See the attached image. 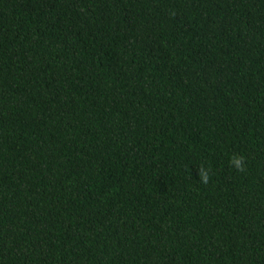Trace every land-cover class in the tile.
<instances>
[{
	"label": "trees",
	"instance_id": "trees-1",
	"mask_svg": "<svg viewBox=\"0 0 264 264\" xmlns=\"http://www.w3.org/2000/svg\"><path fill=\"white\" fill-rule=\"evenodd\" d=\"M0 264H264V0H0Z\"/></svg>",
	"mask_w": 264,
	"mask_h": 264
},
{
	"label": "clouds",
	"instance_id": "clouds-1",
	"mask_svg": "<svg viewBox=\"0 0 264 264\" xmlns=\"http://www.w3.org/2000/svg\"><path fill=\"white\" fill-rule=\"evenodd\" d=\"M231 164L238 170H243L244 158L242 156H233L231 158ZM205 182L207 181V176L203 177Z\"/></svg>",
	"mask_w": 264,
	"mask_h": 264
}]
</instances>
